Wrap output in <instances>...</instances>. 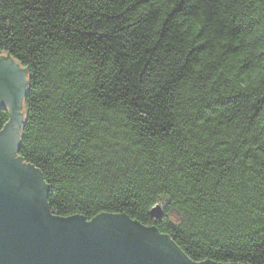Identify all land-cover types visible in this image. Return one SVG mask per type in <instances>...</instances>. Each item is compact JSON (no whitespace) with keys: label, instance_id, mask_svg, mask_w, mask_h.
Returning a JSON list of instances; mask_svg holds the SVG:
<instances>
[{"label":"trees","instance_id":"16d2710c","mask_svg":"<svg viewBox=\"0 0 264 264\" xmlns=\"http://www.w3.org/2000/svg\"><path fill=\"white\" fill-rule=\"evenodd\" d=\"M0 54L27 69L17 151L50 212L264 264V0H0Z\"/></svg>","mask_w":264,"mask_h":264},{"label":"water","instance_id":"95a60500","mask_svg":"<svg viewBox=\"0 0 264 264\" xmlns=\"http://www.w3.org/2000/svg\"><path fill=\"white\" fill-rule=\"evenodd\" d=\"M27 86V69L0 54V108L9 113L0 131V264H242L192 261L155 226L126 214L100 213L87 220L50 212L41 173L17 151ZM11 126L12 148L4 135ZM151 208L150 215L159 219L160 205Z\"/></svg>","mask_w":264,"mask_h":264},{"label":"flooded vegetation","instance_id":"af4514ba","mask_svg":"<svg viewBox=\"0 0 264 264\" xmlns=\"http://www.w3.org/2000/svg\"><path fill=\"white\" fill-rule=\"evenodd\" d=\"M6 109H7V111H8V108H6ZM7 113H8V112H7ZM8 120H9V113H8ZM8 120H7V122H8ZM7 122H6V123H7ZM4 125H6V124H4ZM3 128H4V126H3ZM3 128H2V129H3ZM2 129H1V130H2ZM1 130H0V131H1ZM4 131H5V132H4V135L7 136V139L9 140L7 146L12 148L13 145H14V138H13V137H14V135H15V134H14V131H15V130H14L13 126H11L10 128L7 127ZM4 135H3V136H4ZM7 146H6V147H7Z\"/></svg>","mask_w":264,"mask_h":264}]
</instances>
